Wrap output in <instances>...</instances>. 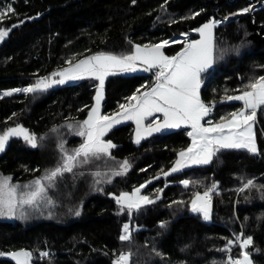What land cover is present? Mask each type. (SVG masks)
<instances>
[{
    "label": "trees",
    "instance_id": "trees-1",
    "mask_svg": "<svg viewBox=\"0 0 264 264\" xmlns=\"http://www.w3.org/2000/svg\"><path fill=\"white\" fill-rule=\"evenodd\" d=\"M263 2L0 0V5L14 9L0 21V28L10 29L0 40V134L22 126L37 137L35 148L20 136L9 141L0 155V176L19 187L17 195L34 190L33 182L61 163V144L69 153L82 144L74 124L86 117L95 86L85 79L45 91L4 93L49 77L69 62L100 53L130 55L133 45L167 40L165 54L174 56L186 41L182 34L194 37L195 28L211 19L221 24L214 29V63L201 74L200 97L205 105L214 104L207 122L231 118L240 102L226 97L250 91L248 86L264 76ZM174 40L180 43H171ZM155 82L151 72L109 76L103 112L119 111L127 97ZM254 120L257 153L222 149L210 163L168 176L163 173L190 144L185 130L134 145L132 126L112 129L104 136L115 145L109 155L91 157L52 181L42 179L44 213L29 209L0 221V264H16L6 256L20 251L31 253L24 264H113L122 252L131 253V264H224L227 251L222 249L239 234L252 237L246 249L251 264H264V106L256 109ZM125 160L128 171L113 175ZM185 180L187 187L181 183ZM248 180L253 185L239 191ZM144 184L141 192L155 202L131 216L126 208L121 212L111 195ZM213 184L210 219L204 221L190 213V203ZM126 223L135 231L131 241L122 242ZM234 251L240 258L239 246Z\"/></svg>",
    "mask_w": 264,
    "mask_h": 264
},
{
    "label": "snow or ice",
    "instance_id": "snow-or-ice-1",
    "mask_svg": "<svg viewBox=\"0 0 264 264\" xmlns=\"http://www.w3.org/2000/svg\"><path fill=\"white\" fill-rule=\"evenodd\" d=\"M248 11V8L242 10L244 13ZM7 13H14L11 5L0 9V21L5 18ZM227 19L225 17V20ZM219 23L221 22L209 21L196 29L195 31L199 32L201 38L190 43L185 41L184 48L174 56H166L162 51L163 47L170 43L167 40L161 44L151 46L133 45L135 51L130 55L115 56L100 53L82 59L74 65L69 62L70 67L52 74L53 76H59V80L48 82L46 78H42L37 80L35 85L12 90L24 93L45 91L52 87L53 84H64L66 81H75L86 77H92L99 81L94 97L95 104L89 111L88 118L79 125V130L76 133L85 138L84 142L78 148L72 150L71 153L64 150V146L61 144L59 146L63 153L61 163L43 178L36 179L33 182L35 185L34 190L26 194L22 193L17 197L16 188L9 186L8 181L10 178L0 179V216H13L18 208H23L24 205H35L41 194L45 192L42 179L52 181L58 175L72 172L75 167L87 164L91 157L99 159L101 154L109 155V149L115 147V145L111 141L105 142L102 137L113 125L119 124L121 121L131 120L135 122L136 138L134 142L137 144L140 143L144 136H150L153 132L180 128L181 125L191 127L192 130L188 133L192 138L191 145L186 150L178 153L174 166L169 172H164V176L178 172L190 165L208 164L217 152L222 149H247L251 153H256L257 147L250 122L254 119L256 109L264 106V76L248 86L251 89L250 91H244L238 96L226 97L229 101L242 100L244 102V108L239 112L231 113V119L225 121V118L221 117V120L225 122L214 125H212L211 121H208L212 125L210 127H204L201 124V121L212 111V108L205 105L200 97L201 74L214 63L213 29ZM9 31L10 29L0 28V40H3ZM182 35L186 36L187 34L184 33ZM171 43H180V41L174 40ZM137 62L147 65L144 71L159 69L155 73V85L144 92H140V89H137L136 93L126 98L127 104L119 105L121 112L113 116L101 115L100 105L104 96L105 78L116 74V72L135 71ZM11 94V92L4 93V95ZM249 109L252 110L251 115L247 114ZM154 113H161L163 120L153 121V123L145 126V119ZM68 127L71 129L73 126L69 124ZM20 135H23L24 140L31 147H37V137L28 134L27 130L17 126L16 128L7 129L0 135V152L4 150L5 144L11 136ZM129 168L130 164L125 160L120 164V171L114 172L113 175H123ZM96 175H99V173ZM181 183L187 187L189 181L185 180ZM252 185L253 181L248 180L239 191H243ZM25 187L27 188L28 185H25ZM144 187L145 185H141L140 188H136L131 194L121 193L120 196L114 197L117 204L121 206V212L127 208L128 214L131 216L134 209L139 211L142 205L155 202L147 196L140 195V189ZM215 188L216 185L213 184L203 195L197 192L191 202V211L202 213L205 220L210 218V193ZM160 191L163 190L161 189ZM159 198V196L156 197V199ZM48 203L51 204L52 201L49 200ZM175 203L183 202L177 201ZM79 214V211H77L76 215ZM164 226V224H161V227ZM133 231L135 229H131L129 224H124L119 239L122 242L131 241ZM237 243L241 249V256L236 259L229 257L227 264H251L250 254L246 251L247 247L252 243V237L250 236L245 239L241 234L235 240H228L225 249L222 250L230 252L231 246ZM10 255L16 261V264H24L25 260L31 257V253L26 251ZM41 255H47V253H42ZM22 257L24 259H21ZM113 264H131V253H120Z\"/></svg>",
    "mask_w": 264,
    "mask_h": 264
},
{
    "label": "rangeland",
    "instance_id": "rangeland-1",
    "mask_svg": "<svg viewBox=\"0 0 264 264\" xmlns=\"http://www.w3.org/2000/svg\"><path fill=\"white\" fill-rule=\"evenodd\" d=\"M262 5L264 6V2L262 3ZM4 8V6L3 5H0V9H3ZM220 21V20H215V19H211V20H208V21H206V22H204V23H202V24H200L199 26H197L196 28H195V30L196 29H198V28H200L202 25H204V24H206V23H208L209 21ZM221 22V21H220ZM219 24H221V23H219ZM218 24V25H219ZM217 25V26H218ZM216 26V27H217ZM215 29V28H214ZM214 29H213V36H214ZM194 30V32H193V35H194V37H191V35H182V39H186V41L187 42H192V41H195V40H199L201 37H200V34H199V32H197V31H195ZM140 46H145V45H140ZM148 46H151V45H148ZM184 46H185V43H184ZM184 46H183V48H184ZM165 47V46H164ZM164 47H163V49H162V51L164 52V54H165V51H164ZM182 48V49H183ZM181 49V50H182ZM180 50V51H181ZM135 51V49H134V47H133V52ZM132 52V53H133ZM166 55V54H165ZM166 56H168V55H166ZM76 64V63H75ZM72 65H74V64H72ZM70 67V66H69ZM136 70L135 71H131V72H116V74H122V75H135V74H144V73H148V72H153L154 71V69H150L149 71H144V68L145 67H147V65H144V64H142V63H140V62H137L136 63ZM212 67V66H211ZM210 67V68H211ZM66 68H68V67H66ZM66 68H64V69H66ZM63 69H61V70H59V71H57V72H55V73H58V72H60V71H62ZM109 76H111V75H109ZM109 76H107L106 78H105V82H106V79L109 77ZM40 79H42V78H40ZM40 79H38V80H40ZM46 79L48 80V82H50L51 80H59L60 79V77L59 76H53V75H50L49 77H46ZM85 79H88V80H92L93 82H94V86H95V89H94V95H93V101H92V104H91V106L89 107V109H88V111H87V115H86V117L84 118V120L85 119H87L88 118V113H89V111L91 110V108L94 106V104H95V99H94V97H95V95H96V89H97V87L99 86V81L98 80H96V79H94V78H92V77H86V78H83V79H80V80H85ZM77 81H79V80H75V81H66L64 84H53L52 85V87H50V88H53V87H59V86H63V85H67V84H70V83H72V82H77ZM154 81H156V80H154ZM36 82L37 81H35L32 85H35L36 84ZM29 86H31V85H29ZM29 86H27V87H29ZM104 86H105V84H104ZM26 88V87H25ZM19 89H23V88H19ZM12 94L13 93H16V94H21V93H24V92H14V91H10ZM144 92V91H143ZM139 94V93H138ZM103 100H104V96H103ZM103 100L101 101V105H100V114L101 115H104V116H113L114 114H116V113H119V112H121L122 110L120 109L119 111H117V112H114V113H112V114H105L104 112H103ZM236 102H240V107L235 111V112H239L242 108H244V102L242 101V100H235ZM247 114H249V115H251L252 114V110L251 109H249V110H247ZM207 117V116H206ZM206 117L201 121V124L204 126V127H210V126H212V125H214V124H217V123H213L212 122V125H210L208 122H206L205 121V119H206ZM229 119H231V118H229ZM229 119H226V120H229ZM83 120V121H84ZM163 120V116H162V114L161 113H154L152 116H149V117H147L146 119H145V121H144V124H145V126H147L148 124H150V123H153V121H162ZM225 120V121H226ZM83 121H81V122H79V123H75L74 124V126L79 130V125L83 122ZM225 121H221V122H218V123H222V122H225ZM251 124H252V131H253V135H254V140H255V143H256V138H255V120L253 119V121H251L250 122ZM121 126H132V142H133V144L134 145H139L141 142H143L144 140H146V139H148V138H150V137H153V136H159V135H163V134H166V133H170V132H174V131H178V130H185L186 131V133H187V136L189 137V139H190V144H189V146L191 145V143H192V138L188 135V133L192 130L191 129V127L190 126H188V125H181V127L180 128H174V129H165V130H163V131H161V132H153L152 133V135H150V136H144L142 139H141V141H140V143L139 144H137V143H135L134 141H135V138H136V124H135V122L134 121H131V120H127V121H121V123H119V124H115V125H113V127L108 131V132H110L112 129H114V128H117V127H121ZM19 127H21V128H23V129H25V130H27L26 128H24V127H22V126H19ZM226 131H227V129H226ZM107 132V133H108ZM4 133V132H3ZM2 133V134H3ZM106 133V134H107ZM2 134H0V135H2ZM105 134V135H106ZM30 135H33V134H30ZM104 135V136H105ZM81 137V139H82V143L84 142V137H82V136H80ZM14 138H18V136H11L9 139H8V141L6 142V144H5V147H4V150H5V148L7 147V145H8V143H9V141L11 140V139H14ZM102 139L105 141V142H107V141H109V140H106V139H104V137H102ZM113 144V143H112ZM188 146V147H189ZM187 147V148H188ZM256 147H257V143H256ZM186 148V149H187ZM113 148H111V149H109V154H110V152H111V150H112ZM185 149V150H186ZM3 150V151H4ZM244 150H246V151H248L247 149H244ZM3 151L2 152H0V155L3 153ZM249 152V151H248ZM257 152H258V147H257ZM256 152V153H257ZM249 153H251V152H249ZM251 154H255V153H251ZM186 168H188V167H185V168H183V169H181L180 171H182V170H184V169H186ZM180 171H178V172H180ZM169 172V171H168ZM175 173H177V172H175ZM173 174V173H172ZM3 178H5V177H3V176H0V179H3ZM145 186H146V184H144ZM9 186L10 187H15L14 185H13V183L11 182V183H9ZM16 188V191H20V189H19V187L17 188V187H15ZM140 188V187H139ZM142 189L143 188H141L140 189V195L141 196H146L145 194H143L141 191H142ZM135 190V189H134ZM133 190V191H134ZM132 191V192H133ZM132 192H121V193H129V194H131ZM121 193H119V194H116V195H111V197L115 200V202H116V199L114 198V197H118V196H120V194ZM201 195H203V193H200ZM20 195H17V197H19ZM148 197V196H147ZM192 202V201H191ZM117 203V202H116ZM46 202H43V198L40 196V198H38V200H37V202H36V204L35 205H33V206H28V205H24L23 206V208H18L17 209V211H16V213H19V214H21V213H23V211H26V210H31V211H39V212H41V213H44L45 212V208H46ZM145 205H148V204H145ZM120 206V205H119ZM142 206H144V205H142ZM121 207V206H120ZM127 209V208H126ZM135 210V209H134ZM211 211V210H210ZM15 213V214H16ZM190 213H192V214H195V215H199L200 216V218L202 219V220H204V221H208V220H205L204 218H203V214L202 213H199V212H192L191 211V203H190ZM15 217V215H13V216H0V221H10V220H12L13 218ZM241 234H239L238 236H240ZM237 237V236H236ZM236 237H234V240H235V238ZM234 246H239V245H236V244H234L233 245V247ZM226 255V254H225ZM233 255H234V257H235V251H233ZM235 259H236V257H235Z\"/></svg>",
    "mask_w": 264,
    "mask_h": 264
},
{
    "label": "built area",
    "instance_id": "built-area-1",
    "mask_svg": "<svg viewBox=\"0 0 264 264\" xmlns=\"http://www.w3.org/2000/svg\"><path fill=\"white\" fill-rule=\"evenodd\" d=\"M159 71V69L157 70H154L153 72H151V74L153 75L154 77V80H155V73ZM207 106L211 107L212 110H213V107H214V104H207ZM238 245V243L236 244ZM233 251H234V247H231V251H227L226 252V255H225V258H224V264H227L228 260H229V257H231L232 259H235L234 255H233Z\"/></svg>",
    "mask_w": 264,
    "mask_h": 264
},
{
    "label": "water",
    "instance_id": "water-1",
    "mask_svg": "<svg viewBox=\"0 0 264 264\" xmlns=\"http://www.w3.org/2000/svg\"><path fill=\"white\" fill-rule=\"evenodd\" d=\"M20 137L23 138V135H20ZM6 257L12 259V256L11 255H7ZM12 260H14V259H12Z\"/></svg>",
    "mask_w": 264,
    "mask_h": 264
},
{
    "label": "crops",
    "instance_id": "crops-1",
    "mask_svg": "<svg viewBox=\"0 0 264 264\" xmlns=\"http://www.w3.org/2000/svg\"><path fill=\"white\" fill-rule=\"evenodd\" d=\"M88 58V57H87ZM205 121H206V119H205ZM207 122V121H206ZM199 165H202V164H199ZM194 166H198V165H190V166H188V167H194Z\"/></svg>",
    "mask_w": 264,
    "mask_h": 264
}]
</instances>
